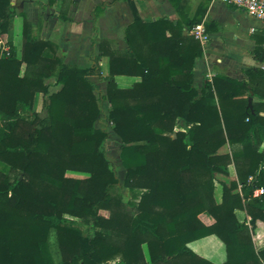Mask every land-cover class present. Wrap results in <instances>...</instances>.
Segmentation results:
<instances>
[{
  "label": "trees",
  "instance_id": "trees-1",
  "mask_svg": "<svg viewBox=\"0 0 264 264\" xmlns=\"http://www.w3.org/2000/svg\"><path fill=\"white\" fill-rule=\"evenodd\" d=\"M128 2L134 20L125 30L126 48L101 39L86 68L66 63L25 14L21 57L12 40L6 42L8 53L0 55V264H216L188 246L212 234L226 245L223 264H264V249L253 239L264 222V192L254 195L264 189V69H247V79L216 74L199 90L193 69L201 41L182 32V21L170 23L167 36L165 18L147 21L136 1ZM170 2L190 27L208 10L202 2L189 17L188 1ZM15 15L11 0H0V35ZM255 58L264 62V31ZM94 75L107 81L106 93L97 95ZM116 75L141 81L121 88ZM51 76L62 84L52 93L45 81ZM40 94L44 116L36 108ZM104 101L121 140L123 182L106 150L110 130L96 124ZM178 125L184 130L175 131ZM229 165L237 178L220 180ZM70 170L89 175L70 176ZM123 187L133 192L132 210L114 193ZM237 209L247 211L249 224ZM205 211L214 223L202 221ZM53 230L59 261L50 246Z\"/></svg>",
  "mask_w": 264,
  "mask_h": 264
},
{
  "label": "crops",
  "instance_id": "crops-1",
  "mask_svg": "<svg viewBox=\"0 0 264 264\" xmlns=\"http://www.w3.org/2000/svg\"><path fill=\"white\" fill-rule=\"evenodd\" d=\"M135 1L143 19L151 21L165 18L164 26L167 36L171 35L170 23L172 22L176 24L182 21L184 24L182 32L185 35H193L194 27L202 25L203 36L199 40L203 45V54L197 58L193 69L194 85L197 89L200 90L204 81L211 80L216 74L247 79V69L251 67L264 69V62H259L255 58V49L264 31V21L235 5L220 0H186L191 8L189 17L194 15L200 3L204 2L208 5L203 22L190 27L184 22L186 15L183 17L170 0ZM11 2L16 8V15L12 20L10 31L0 35L2 42L6 44L11 39L17 48L18 57H21L23 14H25L32 22L35 33L44 40L52 41L58 47L66 63L75 64L81 68L93 64V59L98 54V42L101 39L109 40L111 48L125 49L127 46L125 30L134 20L128 0H11ZM98 6H102V9H98ZM100 64L104 70V66L107 65L104 72L107 74L108 57L103 56ZM90 80L97 88V95L106 93V80L97 75L90 76ZM45 81L51 93L62 87V84L56 82L54 76L46 78ZM115 81L118 87L129 88L140 82L141 77L116 75ZM41 107L43 108V101ZM108 108V102L104 101L103 109L108 111ZM102 123L107 128L111 126L107 116L98 119L97 124L104 127ZM181 126L178 125L176 131L184 130ZM112 132L110 129L109 137L112 136ZM108 142L113 144V148L116 145L119 146L116 147L118 149L113 160H120L121 140L117 135L109 138L106 141L107 150ZM107 152L109 154V151ZM122 173L125 174L124 168H122ZM218 177L224 181L236 179L234 165H229V175ZM219 191L216 189L217 199H219ZM128 207L132 206L128 203ZM236 214L240 221L249 224L250 216L246 210L237 209ZM200 218L208 225L215 221L207 211L201 213ZM253 239L257 249H264L263 221H258ZM188 246L200 256L216 264H223L227 259L226 245L215 234L191 241Z\"/></svg>",
  "mask_w": 264,
  "mask_h": 264
},
{
  "label": "rangeland",
  "instance_id": "rangeland-1",
  "mask_svg": "<svg viewBox=\"0 0 264 264\" xmlns=\"http://www.w3.org/2000/svg\"><path fill=\"white\" fill-rule=\"evenodd\" d=\"M106 67H107V65H105L104 66V68H105V70H106ZM103 69V68H102ZM105 70L103 69V72H105ZM42 95H39L38 96V100H37V109H40L39 110V113H40V115L41 116H44L45 114H46V111L41 107V103H42ZM256 100V99H255ZM109 109V108H108ZM107 109V110H108ZM107 112L108 111H106L105 109H103V105H102V114L100 115V117H99V119L101 118V117H104V116H106L107 115ZM106 119V118H105ZM97 124V123H96ZM110 124V123H109ZM102 125L106 128V129H108V130H110L111 129V126L110 127H106L105 126V124H103L102 123ZM111 125V124H110ZM97 126H99L98 124H97ZM177 128V127H176ZM176 128H175V131H176ZM113 134H112V136L111 137H109L110 139L111 138H113L114 137V135L116 136V133H114V132H112ZM110 134V133H109ZM108 138V139H109ZM107 139V140H108ZM108 150L107 151H109V156L110 157H112V159L114 158L113 156L115 155V152H116V150L118 149V148H116V147H119V146H115V148H113V144H111V142H108ZM223 150L225 151V150H228V147L227 146H225V147H223ZM108 153V152H107ZM115 163H116V165H117V170H118V173H119V175H120V177H121V182H123V180H124V175H123V173H122V168H123V166H122V164H121V161L120 160H116L115 161ZM3 166L0 164V168H2ZM67 174L68 175H70V176H74V177H79V178H84V177H87L89 174L88 173H85V172H79V171H68L67 172ZM114 193H116V194H119V195H121L122 197H123V202L125 203V204H127L128 205V203H129V201L130 200H133V198H132V196H133V192L131 191V190H129V189H127V188H125V187H123V188H121V189H115L114 190ZM129 209H132V207L130 208V207H128ZM104 215H108L109 214V212H104L103 213ZM50 246H51V250H52V253H53V256H54V258H55V260H57V261H59L60 260V258H61V256H60V252H59V248H58V243H57V240H56V233H55V231L53 230L52 232H51V236H50ZM145 247V251L147 252V247H146V245L144 246ZM115 262H116V260H112V261H109V262H107V264H115Z\"/></svg>",
  "mask_w": 264,
  "mask_h": 264
},
{
  "label": "built area",
  "instance_id": "built-area-1",
  "mask_svg": "<svg viewBox=\"0 0 264 264\" xmlns=\"http://www.w3.org/2000/svg\"><path fill=\"white\" fill-rule=\"evenodd\" d=\"M225 3L235 5L236 7L246 11L250 15H253L262 21H264V0H220ZM192 34L201 39L203 36L202 25H196L192 31ZM8 46L0 40V55L8 53ZM264 192L263 188H257L254 191V195H260Z\"/></svg>",
  "mask_w": 264,
  "mask_h": 264
},
{
  "label": "water",
  "instance_id": "water-1",
  "mask_svg": "<svg viewBox=\"0 0 264 264\" xmlns=\"http://www.w3.org/2000/svg\"><path fill=\"white\" fill-rule=\"evenodd\" d=\"M0 40H1V38H0ZM252 100H253V97L250 96V97H249V106H250V107H252Z\"/></svg>",
  "mask_w": 264,
  "mask_h": 264
}]
</instances>
